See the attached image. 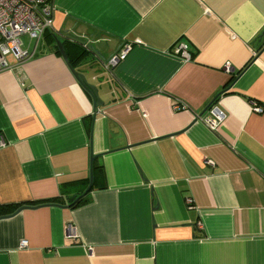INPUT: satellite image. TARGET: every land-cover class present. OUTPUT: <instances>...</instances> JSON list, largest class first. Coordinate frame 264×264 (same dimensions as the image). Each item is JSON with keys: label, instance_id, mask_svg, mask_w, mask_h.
Wrapping results in <instances>:
<instances>
[{"label": "crops", "instance_id": "crops-1", "mask_svg": "<svg viewBox=\"0 0 264 264\" xmlns=\"http://www.w3.org/2000/svg\"><path fill=\"white\" fill-rule=\"evenodd\" d=\"M52 3L0 68V264H264V0Z\"/></svg>", "mask_w": 264, "mask_h": 264}, {"label": "built area", "instance_id": "built-area-1", "mask_svg": "<svg viewBox=\"0 0 264 264\" xmlns=\"http://www.w3.org/2000/svg\"><path fill=\"white\" fill-rule=\"evenodd\" d=\"M53 13L52 0H0V68L9 65L7 55H11L16 61H23L32 56L33 53L21 46V36L27 35L36 42L43 32L51 27V16ZM129 46H123L119 54L108 58L107 64L115 66L117 61L123 59ZM176 50L188 57L185 44L179 43ZM253 104L254 110L260 107ZM255 106V107H254ZM209 123H219L224 119V113L217 106L210 108ZM5 145V140L0 136V147ZM67 236L75 237V229L67 225ZM26 240L20 241V246H26Z\"/></svg>", "mask_w": 264, "mask_h": 264}, {"label": "trees", "instance_id": "trees-1", "mask_svg": "<svg viewBox=\"0 0 264 264\" xmlns=\"http://www.w3.org/2000/svg\"><path fill=\"white\" fill-rule=\"evenodd\" d=\"M50 29L51 28H48V29H46L44 32H43V34L40 36V38L43 36V35H46L48 32H50ZM53 36V35H52ZM39 38V39H40ZM38 39V40H39ZM54 41H55V36H54ZM67 42V40H62V46L64 47V49H65V52H66V54H67V57L69 56V53H67V47H68V45L71 47V48H73V50H74V52L76 53V56H75V59L77 60V59H79L81 56H82V54H83V52H85L86 51V49L84 48L85 46H82V44L81 43H79V44H77L76 43V41H74V43L73 42H68L67 43V45L65 44ZM74 57V56H73ZM68 60H70L69 59V57H68ZM72 61V63L71 64H74L75 62L73 61V60H71ZM87 183H88V181H86V180H82V181H77L76 183H75V185H79L78 186V191H73V194H74V196L72 197V198H70L69 199V207H76V206H78L79 204H82V203H86L87 201H88V198L87 197H85V195H86V192L88 191V190H86V187H87ZM12 207L13 206H0V213H1V211H3V210H5L6 209V211H11V209H12Z\"/></svg>", "mask_w": 264, "mask_h": 264}, {"label": "water", "instance_id": "water-1", "mask_svg": "<svg viewBox=\"0 0 264 264\" xmlns=\"http://www.w3.org/2000/svg\"><path fill=\"white\" fill-rule=\"evenodd\" d=\"M55 43H56V45L58 47V50L61 53L62 57L68 62L67 55H66V53H65V51H64V49H63V47L61 45V42L59 40H57V38H55ZM72 70H73V73L75 74V76L80 81V83L84 87H87L91 91L92 96H93V99L95 101H98L99 102L98 96H97V90H96L95 86L92 85V84H90V83H88L87 80H86V78H85V76L82 73H80V72H78L77 70H74V69H72ZM99 103H101V102H99ZM209 105H211V104H209ZM90 185H91V182L89 184V187H90Z\"/></svg>", "mask_w": 264, "mask_h": 264}, {"label": "rangeland", "instance_id": "rangeland-1", "mask_svg": "<svg viewBox=\"0 0 264 264\" xmlns=\"http://www.w3.org/2000/svg\"><path fill=\"white\" fill-rule=\"evenodd\" d=\"M29 37L27 36V35H24L22 38H21V40L23 41V40H27ZM30 39V38H29ZM32 40V39H31ZM11 55H7V59H8V57H10Z\"/></svg>", "mask_w": 264, "mask_h": 264}]
</instances>
